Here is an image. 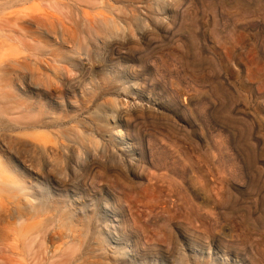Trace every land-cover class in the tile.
Segmentation results:
<instances>
[{
    "label": "rangeland",
    "instance_id": "1",
    "mask_svg": "<svg viewBox=\"0 0 264 264\" xmlns=\"http://www.w3.org/2000/svg\"><path fill=\"white\" fill-rule=\"evenodd\" d=\"M55 1L0 0L3 264H264V0L153 6L113 56L77 27L89 57Z\"/></svg>",
    "mask_w": 264,
    "mask_h": 264
},
{
    "label": "bare ground",
    "instance_id": "2",
    "mask_svg": "<svg viewBox=\"0 0 264 264\" xmlns=\"http://www.w3.org/2000/svg\"><path fill=\"white\" fill-rule=\"evenodd\" d=\"M15 2H27L28 0H14ZM60 1V0H59ZM71 1V2H70ZM94 1L95 3L98 2V4H101L103 1L106 2V4H109L111 3L112 6H108V5H105L103 6V8H99V10L101 12H95L93 11L94 14H92L95 18V20L93 19L92 20V17H90V13L88 12V9L87 8H90V9H93L92 7L96 4H92L91 2ZM177 0H62V3H58L57 1H55L54 3H52V8L54 10H56L55 12H58V11H63L65 15L64 16V22L62 19L58 20V23L60 24V33H61V36H60V39L62 40V43H67L66 41L69 40L73 45L70 47L72 49H75L76 51L78 52H82L84 51V54L86 56L89 57V54L86 52V50L84 49V47H82L81 45H79V42L77 40H75L74 38L72 39L70 36L69 38L67 37L64 38L67 34H69V32L71 33V31L74 29H77V27H82L84 29V31L86 32H80V36L82 37V39H84L85 41L87 40V34L90 35L93 31L96 32V36L99 38V41L102 42V44H105L109 47L110 49V52L113 55H115V52L117 50H123L125 49L129 43L132 41V38H129L127 37V35L125 34V30L127 31H136V30H141V32H144V33H147V28L145 26V24H143V17H141L142 15H144L145 17L149 16V14H153L154 15V10H153V6H156L157 9L159 11H163L164 13H171L174 6L177 4L176 2ZM223 1V3H225L226 1L225 0H221V2ZM33 2V1H32ZM31 2V3H32ZM39 2V1H38ZM53 2V1H51ZM5 3V2H4ZM42 3V2H41ZM40 3V4H41ZM45 2H43L44 4ZM23 4V5H24ZM48 4V3H47ZM46 3L44 4V6L46 7L47 5ZM103 4V3H102ZM102 4L100 5V7L102 6ZM197 4V3H196ZM41 6V5H40ZM43 6V5H42ZM49 5H47L48 7ZM97 6V5H96ZM138 6H141V7H138ZM46 7V8H47ZM50 8H48V10H52L51 9V6H49ZM178 7V6H176ZM196 7V6H195ZM194 7V8H195ZM32 8V7H31ZM30 8V9H31ZM37 8V7H36ZM42 8V7H41ZM95 8V6H94ZM98 8V7H97ZM140 8V9H138ZM39 9V7H38ZM87 9V10H86ZM34 10V9H33ZM42 10V9H41ZM222 10V9H221ZM195 11V10H194ZM52 12V11H50ZM54 12V11H53ZM138 12H140L141 15H137L138 17H135L134 15L137 14ZM49 13V12H47ZM108 13L110 16V18H107L105 17L104 15ZM40 14V13H39ZM43 14V13H42ZM55 15V13H54ZM54 15H51V14H47L46 17L48 19H53V22L48 24V25H45L41 20H39L38 18H31L29 20H32L34 21V23L39 27L37 28L38 30H42L44 32H47L49 34L53 33V34H57L58 31L56 29V26L53 24L55 22V17H58V16H55ZM188 15V14H187ZM22 16V15H21ZM60 16V15H59ZM62 16V14H61ZM62 16V17H63ZM98 17H101L102 21L101 23L97 24L95 23L96 22V19H99ZM110 21V22H109ZM188 22V21H187ZM194 22V21H193ZM196 23V22H195ZM194 23V24H195ZM97 24V25H96ZM152 24V23H151ZM151 24L149 26H151ZM153 25L155 26H159L160 24L155 21V23H153ZM196 25V24H195ZM16 26V25H15ZM188 26V25H187ZM190 27L193 26V23L191 25H189ZM148 27V26H147ZM189 27V28H190ZM195 27V26H194ZM146 28V29H145ZM20 29V28H19ZM18 29V30H19ZM22 32V30H20ZM89 31V32H88ZM20 32V33H21ZM21 34H24V37L25 39H28L29 40V43L31 44L30 46H27L28 50H30L31 52H34L36 51V49L39 48V41L41 40L40 39V36H38L36 33L34 32H30L28 28L25 29L24 33L22 32ZM46 35V34H45ZM86 35V36H85ZM18 37V36H17ZM17 37H15L17 39ZM20 37V36H19ZM83 40V41H84ZM17 41V40H16ZM15 41V42H16ZM19 41V39H18ZM21 41L23 42V40L21 39ZM27 41V40H26ZM76 43H73L75 42ZM85 41H84V44H85ZM20 42V41H19ZM19 44V43H18ZM20 45V44H19ZM42 46V45H41ZM24 48V47H23ZM43 54V52L41 53ZM28 59V58H27ZM26 60V59H25ZM36 61V60H35ZM53 62V61H52ZM45 64H48L47 61H44ZM45 66V65H44ZM84 66V65H83ZM90 68V67H89ZM88 67L84 66V68L81 69V74L83 76H85V74L87 73V71L89 70ZM75 78V77H74ZM47 81L51 82L50 79L48 77H46ZM73 83V82H72ZM75 83V82H74ZM81 83V82H80ZM49 89V88H48ZM54 90V89H53ZM20 109V108H19ZM17 110V109H16ZM15 110V111H16ZM34 113V112H33ZM1 114V113H0ZM35 114V113H34ZM38 114V113H37ZM141 114V113H140ZM26 115V114H25ZM24 115V116H25ZM28 116L31 115V113L27 114ZM2 116V114H1ZM19 117V116H18ZM36 117V116H35ZM24 118V117H23ZM27 118V117H26ZM30 118H33V117H28L27 119L29 120ZM34 119V118H33ZM141 119V118H140ZM16 120V119H15ZM14 120V121H15ZM18 120V119H17ZM31 120V119H30ZM36 120V119H35ZM27 122V121H26ZM31 124L32 122L34 121H29ZM16 123V121L14 122ZM35 124V122L33 123ZM27 125V124H26ZM45 145V144H44ZM169 146V145H168ZM171 146V145H170ZM188 154V153H187ZM185 155V154H184ZM178 156V155H177ZM192 157V156H191ZM179 158V157H178ZM206 159V158H205ZM183 160V159H182ZM185 161V160H184ZM191 161V160H190ZM186 163V162H185ZM188 163V162H187ZM96 164V163H94ZM198 164V163H197ZM185 166V165H184ZM200 166V165H199ZM253 166V164L251 165ZM200 168V167H199ZM202 169V167H201ZM200 171V170H199ZM213 172V171H212ZM183 173V172H182ZM181 173V174H182ZM161 174V173H160ZM151 175V174H150ZM218 175V174H217ZM161 176V175H160ZM221 178V177H220ZM158 179V178H157ZM1 181V179H0ZM180 181V180H179ZM221 181V180H220ZM224 181V180H223ZM178 182V181H176ZM219 182V181H218ZM222 182V181H221ZM1 185H3V183H0ZM200 184V182H199ZM180 185V183H179ZM191 185V184H190ZM193 186V184H192ZM191 186V187H192ZM216 186V185H215ZM168 187V186H167ZM194 187V186H193ZM202 187V186H201ZM212 187V186H211ZM155 188V187H154ZM157 188V187H156ZM196 188V187H195ZM213 188V187H212ZM168 189V188H167ZM169 190V189H168ZM178 190V189H177ZM183 190V189H182ZM202 190V189H201ZM209 190V189H208ZM218 190V189H217ZM220 190V189H219ZM218 190V191H219ZM190 191V190H189ZM188 191V192H189ZM206 191V189H205ZM216 192V190H214ZM213 191V193H214ZM157 192V191H156ZM191 192H192V189H191ZM220 192V191H219ZM217 193V192H216ZM170 194V193H169ZM177 194V193H176ZM188 194V193H187ZM204 194V193H202ZM157 195V194H156ZM200 195V194H199ZM216 195V194H215ZM224 195V194H223ZM184 196V195H183ZM218 196V195H217ZM186 198V196H184ZM191 196L187 197L188 199L190 198ZM207 198V197H206ZM227 198V197H226ZM182 199V198H180ZM184 199V198H183ZM216 199V198H215ZM191 200V199H190ZM209 200V199H208ZM196 201V200H195ZM213 201V200H212ZM227 201V200H226ZM219 203V202H218ZM164 204V203H163ZM191 204V203H190ZM194 205V202L193 204ZM155 206V205H154ZM199 206V205H198ZM202 206V205H201ZM200 206V207H201ZM208 206V205H207ZM189 207V206H188ZM191 207V206H190ZM205 207V206H204ZM209 207V206H208ZM211 208V207H210ZM187 209V208H186ZM201 209V208H200ZM200 209L198 208L199 212H200ZM167 210V209H165ZM181 211V210H180ZM211 211V210H210ZM217 212V211H216ZM251 212V211H250ZM165 213V212H164ZM240 217V216H239ZM18 221H20L18 219ZM23 220L20 222V225L23 224ZM113 222L116 223V225H114L116 228H118L121 223V221L118 219V218H113L112 220ZM218 221V220H216ZM18 223V222H17ZM16 223V224H17ZM191 224V222H190ZM213 225V224H212ZM223 226V225H222ZM113 227V228H115ZM123 227V226H122ZM139 227V226H138ZM226 227V226H225ZM48 228V227H47ZM230 228V227H229ZM199 230V229H198ZM216 231V230H214ZM45 232H47L45 230ZM18 233V232H17ZM39 233V232H38ZM41 233V231H40ZM44 233V232H43ZM202 233V232H201ZM238 233V232H237ZM30 234V233H28ZM24 235V234H23ZM41 235V236H40ZM46 235V234H45ZM27 236V235H25ZM37 236H39L37 238ZM24 236H22L21 238H23ZM40 237H44L42 236V233L37 235L35 234L33 238H37L36 241L40 238ZM249 238V237H248ZM28 240H31V239H27V241L25 242H28ZM113 241H117L115 238L112 239ZM146 240V239H145ZM263 240V239H262ZM23 241V240H22ZM31 241H34V240H31ZM31 241H30V244H31ZM42 240H40V242H42ZM231 241V240H230ZM39 242V240L37 241V243ZM44 242V241H43ZM264 242V241H262ZM27 243V244H28ZM35 243V242H34ZM32 243V244H34ZM22 244V243H21ZM36 244V243H35ZM39 246H40V249L44 246L45 243H43V245L41 246L40 243H38ZM239 244V243H238ZM26 246V245H25ZM30 246V245H28ZM32 246V245H31ZM34 246V245H33ZM264 246V245H263ZM27 247V246H26ZM76 247V246H75ZM16 248V247H15ZM25 248V247H23ZM44 248V247H43ZM27 249V248H26ZM23 250V249H22ZM28 250V249H27ZM30 250V248H29ZM36 250V249H34ZM264 250V249H263ZM32 251V250H31ZM30 251V252H31ZM28 252V251H27ZM29 252V253H30ZM33 252V251H32ZM40 252V251H39ZM37 252L36 250V253H39ZM44 252V250H42V252H40V254H42ZM18 253V252H17ZM35 253V251H34ZM45 254V252H44ZM53 254V253H52ZM264 254V253H263ZM27 255V254H26ZM36 257L39 255L35 254ZM34 256L31 255V257H29L28 259H32ZM44 256V255H43ZM35 257V258H36ZM39 257V256H38ZM46 257V256H45ZM68 257V256H67ZM27 259V260H28ZM40 258H36L35 260L36 261H33L31 264H36ZM18 260V259H17ZM42 260V259H41ZM28 262H30V260H28ZM70 262V260H69ZM4 262L0 259V264H3ZM43 263V261L41 262ZM45 263V262H44ZM53 263V261H52ZM38 264V263H37ZM66 264V263H65Z\"/></svg>",
    "mask_w": 264,
    "mask_h": 264
}]
</instances>
